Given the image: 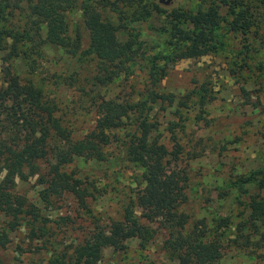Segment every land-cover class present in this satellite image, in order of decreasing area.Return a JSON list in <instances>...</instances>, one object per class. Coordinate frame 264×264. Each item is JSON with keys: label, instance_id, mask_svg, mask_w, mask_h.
I'll list each match as a JSON object with an SVG mask.
<instances>
[{"label": "rangeland", "instance_id": "1", "mask_svg": "<svg viewBox=\"0 0 264 264\" xmlns=\"http://www.w3.org/2000/svg\"><path fill=\"white\" fill-rule=\"evenodd\" d=\"M156 1L165 13H154L135 24L149 49L133 63L103 70L99 59L85 56L86 42L77 56L43 44L28 54L9 58L13 38L7 33L25 23L28 3L9 0L3 26L7 33L2 34L5 40L0 46V85L11 65L22 82L35 85L40 99L57 105V116L74 139L84 137L96 125L102 98L120 102L146 98L152 88L148 55L162 50L161 30L170 26L171 12L181 9L192 14L206 8L209 0ZM3 2L0 0V8ZM253 5L254 25L248 32L229 31L223 22L213 31L212 49L207 54L169 64L162 59L157 62L166 67L157 90L174 93L177 101L171 105L158 102L149 114L158 128L153 138L169 150L180 147L176 166L189 176L182 210L191 221L205 218L214 228L224 218L229 221V228H223L226 235L220 237L224 253L215 264H264V220L255 225L248 206L253 198L264 200V4ZM221 12L226 15L225 8ZM80 14L79 10L68 14L72 39L77 35ZM102 14L115 15L103 7ZM188 95L187 106H179V100ZM170 125L176 127L175 136ZM124 127L114 132L113 141L104 148V160L79 157L66 166L88 187L84 205L69 192L52 196L50 202L43 199L48 186L43 182L60 148L57 140L50 142L48 160L40 162L38 174L26 172L16 179L13 194L25 198L27 206L33 204L39 216L31 224L15 221L10 230L8 218L0 215V235L7 245L1 251L5 264H50L54 257L71 253L98 230H107L113 221L123 219L129 204L140 217L141 229L149 228L150 233L127 240L122 251L105 249L97 264H175L165 249L166 230L159 221L141 216L136 195L142 186V172L126 159L122 147L136 126L127 119ZM253 172L256 175L247 190L239 188ZM4 174L0 172V181Z\"/></svg>", "mask_w": 264, "mask_h": 264}, {"label": "trees", "instance_id": "2", "mask_svg": "<svg viewBox=\"0 0 264 264\" xmlns=\"http://www.w3.org/2000/svg\"><path fill=\"white\" fill-rule=\"evenodd\" d=\"M257 2L264 4V0H209L206 8H198L192 14L173 10L170 26H163L161 30L162 50L148 55L152 88L146 98L136 102L102 98L97 105L94 129L80 139H74L63 126L57 116V105L51 100L40 99L35 85L31 81L22 82L9 65L0 85V172L5 173L0 181V215L8 218V228L13 230L15 221L26 220L31 224L38 220L39 213L33 204L27 206L26 199L15 196L12 189L16 179L25 176L26 172L39 173L40 162L48 160L52 140H57L60 148L55 155L56 162L49 167V177L44 179L43 183L48 186L42 192L43 199L50 202L52 196L69 192L84 205L90 194L88 187L75 171L66 170V166L79 157L104 160V148L113 141L114 132L124 129L126 120L130 119L136 127L129 138L122 141V147L126 159L142 172L139 176L142 186L136 195L141 216L159 221L166 230L165 249L175 264L218 262L224 253L220 237L226 235L223 228H229V221L224 218L214 228L205 218L197 223L191 221L189 214L182 210L187 201L189 176L176 166L180 147L169 150L153 138V132L158 128L149 120V114L158 102L171 105L177 101L174 93L157 90L166 74L165 65L160 66L157 62L162 59L169 64L182 57L207 54L212 49L213 31L223 22L229 31L248 32L254 25L253 4ZM8 4L9 0H4L0 8V46L5 40L2 34L6 32L3 26L8 18ZM102 7L115 15L104 16ZM223 8L226 15L221 12ZM78 10L81 21L77 23V35L72 39L68 14ZM154 13H165L156 0H28L25 23L6 32L13 38L8 55L11 58L28 54L30 49L37 50L45 44L77 56L86 42L85 56L99 59L103 70L114 66L120 68L133 63L141 52L144 54L149 49L147 41L141 38L140 29L135 30V24L151 18ZM25 46L27 49H23ZM189 98L180 99L179 106H187ZM175 129V126H169L174 136ZM255 175L253 172L242 180L239 188L247 190V184L253 183ZM248 206L255 225L258 220H264L263 199L253 198ZM150 231L149 228L141 229L140 217L129 204L123 219L113 221L107 230H98L71 253L54 257L50 264H97L105 249L111 247L122 251L127 240L143 233L144 238ZM6 247V239L0 235V264H5L1 251Z\"/></svg>", "mask_w": 264, "mask_h": 264}]
</instances>
